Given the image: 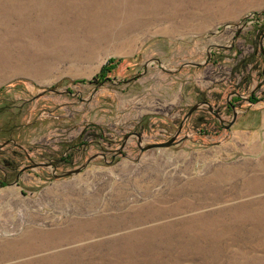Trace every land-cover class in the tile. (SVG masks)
<instances>
[{
    "label": "rangeland",
    "instance_id": "374dc122",
    "mask_svg": "<svg viewBox=\"0 0 264 264\" xmlns=\"http://www.w3.org/2000/svg\"><path fill=\"white\" fill-rule=\"evenodd\" d=\"M262 11L0 0V264H264Z\"/></svg>",
    "mask_w": 264,
    "mask_h": 264
},
{
    "label": "water",
    "instance_id": "95a60500",
    "mask_svg": "<svg viewBox=\"0 0 264 264\" xmlns=\"http://www.w3.org/2000/svg\"><path fill=\"white\" fill-rule=\"evenodd\" d=\"M258 13H259V12H256V14H258ZM262 13H264V11H262ZM236 35H237V32L234 34V37H235ZM234 37H233L232 40H231L232 42L234 41ZM208 47H211V46H208ZM216 47H217V46H216ZM260 52H262L261 48H260ZM262 56L264 57V55H262ZM206 57H208V54H206ZM156 61H157V63H159V61H158L157 59H156ZM145 65H146V63L143 65V67H145ZM196 65H198V64H196ZM143 72H144V70H143L141 73H143ZM141 73H139L138 75H140ZM135 77H136V76H133V77L129 78V80H130V79H134ZM106 79H108V78H104L103 80H106ZM101 82H102V81H101ZM101 82H99L98 84H100ZM251 92H252V91H251ZM251 92H250V95H251ZM200 104H204V105L206 106V110H207L208 112H210L211 114H213V116H214L219 122H222L221 118L217 115V113L213 112V110L211 109V106H210L207 102H199V103H195V104L191 105V106L187 109L186 113H185V114L183 115V117H182V121L180 122V124H179L178 127H177L176 132H175V133H174L169 139H167V140H165V141H162V142L149 143V144H145V145L141 146V145H140V136L137 135V134H135V137H136L135 144H136V146L138 147L139 151H143V150H146V149H148V148H153V147H168V146H170V145H172V144L177 143L180 139H176V135H177V133H178V131H179V128H180V126H181V123H182V122H183V121H184V120H185V119L191 114L192 111H194L196 108H198ZM231 108H232V107H231ZM234 118H235V111L232 110L231 118H230V120L228 121V123L226 124V127L232 123V121L234 120ZM123 142H124V140L121 141L120 147L123 145ZM118 151H119V150H118ZM88 160H90V158L87 159L86 162H87ZM86 162H85V163H86ZM85 163H83V164H82L81 166H79L78 168H75V169H72V170H68V171H66V172H64V173H62V174L57 175V176H67V175L75 174V173L79 172L81 168H83V166L85 165Z\"/></svg>",
    "mask_w": 264,
    "mask_h": 264
},
{
    "label": "flooded vegetation",
    "instance_id": "af4514ba",
    "mask_svg": "<svg viewBox=\"0 0 264 264\" xmlns=\"http://www.w3.org/2000/svg\"><path fill=\"white\" fill-rule=\"evenodd\" d=\"M13 138H10V139H8V140H6V141H4V142H2L1 143V146L2 145H6L9 141L11 142V145H12V147H15V148H17V149H19V150H21V151H23V149H22V147L19 145V144H17L15 141H13L12 140ZM125 142V141H124ZM124 142H123V145H124ZM123 145L121 146V147H123ZM12 149V148H11ZM119 152V151H118ZM101 154H103V152H101ZM24 156H26V154H24ZM62 159V156L59 158V159H49L48 160V162H44L42 165L45 167V166H48V165H50V168H54L55 169V166H56V162L58 163L60 160ZM17 174V173H16ZM15 174V175H16ZM6 173L5 172H2V180L4 181L5 180V178H6ZM17 177H15V179H16ZM14 184H17V181L15 180V182H14Z\"/></svg>",
    "mask_w": 264,
    "mask_h": 264
},
{
    "label": "trees",
    "instance_id": "16d2710c",
    "mask_svg": "<svg viewBox=\"0 0 264 264\" xmlns=\"http://www.w3.org/2000/svg\"><path fill=\"white\" fill-rule=\"evenodd\" d=\"M258 29V28H257ZM102 69H105V66L102 68ZM105 70H107V69H105ZM108 71V70H107ZM103 78H105V76L104 77H102L100 80H102Z\"/></svg>",
    "mask_w": 264,
    "mask_h": 264
}]
</instances>
